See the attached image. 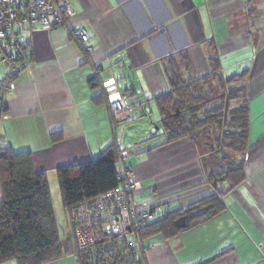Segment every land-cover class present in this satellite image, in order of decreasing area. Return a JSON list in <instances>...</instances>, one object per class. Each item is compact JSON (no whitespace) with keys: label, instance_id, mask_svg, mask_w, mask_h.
<instances>
[{"label":"crops","instance_id":"1","mask_svg":"<svg viewBox=\"0 0 264 264\" xmlns=\"http://www.w3.org/2000/svg\"><path fill=\"white\" fill-rule=\"evenodd\" d=\"M70 2L76 15L69 25L23 33L29 62L6 95L0 148L29 151L35 169L44 171L50 183L58 179L62 165L95 158L113 142L125 148L107 87L116 83L130 103L134 96L146 106L170 90L165 62L173 57L179 61L181 53L189 56L197 78L211 75L213 58L226 75L247 70L245 180L225 191V209L218 215L171 238L156 234L146 239L144 264H254L263 259L264 0ZM71 26L86 28L91 53L71 34ZM7 70L0 63V81ZM102 92L103 101H96ZM54 134L60 139L54 141ZM166 139L154 140L141 148V156L129 154L126 160L132 179L144 185L134 194L141 208L184 207L211 191L200 142L183 138L162 144ZM222 183L219 189H225ZM68 233L62 239L64 256L46 264H77Z\"/></svg>","mask_w":264,"mask_h":264},{"label":"trees","instance_id":"2","mask_svg":"<svg viewBox=\"0 0 264 264\" xmlns=\"http://www.w3.org/2000/svg\"><path fill=\"white\" fill-rule=\"evenodd\" d=\"M24 49V65L27 66L28 43L24 44ZM179 59L166 60L170 90L156 97L162 116V133L167 136L162 144L183 138L200 142L211 191L184 207L152 206H161V214L136 229L140 247L135 252L121 239L107 240L88 251H79L72 234L77 264H105L106 261L109 264H144L143 242L146 239L156 234L171 238L218 215L225 209L222 199L225 191L246 178L245 155L250 133L247 70L226 75L220 72L219 60L213 58L211 75L197 78L189 56L181 53ZM209 84L212 85L210 89ZM102 95L103 92L95 100L102 102ZM134 104L130 103L131 106ZM60 137L54 134L53 140ZM123 149L113 142L95 158L57 168L63 204L68 211L79 203L120 187ZM222 181H226L225 189L217 187ZM0 182V264H46L64 256L49 181L44 171L35 169L31 153L0 148ZM183 215L187 222L185 228L176 224Z\"/></svg>","mask_w":264,"mask_h":264},{"label":"built area","instance_id":"3","mask_svg":"<svg viewBox=\"0 0 264 264\" xmlns=\"http://www.w3.org/2000/svg\"><path fill=\"white\" fill-rule=\"evenodd\" d=\"M75 15L70 0H0V63L8 69L0 81V122L5 113L6 95L14 90V79L25 67L23 33L69 25ZM71 31L85 52L91 53L93 46L86 28L72 27ZM96 68L98 72L101 69L99 65ZM107 88L114 121H129L132 118L129 99L118 90L116 83ZM128 157L129 152L124 148L120 156L123 178L120 187L69 209L71 231L79 251H88L107 240L121 239L135 252L140 247L136 229L161 214V206L141 208L134 202V194L142 184L131 179L133 169L126 164ZM254 264H264V258Z\"/></svg>","mask_w":264,"mask_h":264},{"label":"rangeland","instance_id":"4","mask_svg":"<svg viewBox=\"0 0 264 264\" xmlns=\"http://www.w3.org/2000/svg\"><path fill=\"white\" fill-rule=\"evenodd\" d=\"M214 83L215 85H217L216 82ZM209 86L212 85H207V87ZM210 88L211 87H209V89ZM213 93L216 94V92ZM137 100L138 98L134 96L131 97V102L135 103L134 106H132V118L129 121L121 122L118 126V132L122 146L128 150L130 157L132 158L141 156V148L146 149V146L153 144L154 140H157L155 142H158L160 138L166 139V135L162 133L163 128L162 124L160 123L161 113L159 110V104L156 99L147 102L146 106L144 105V103H142L143 105H140L139 103H137ZM123 133L125 134L124 141H122ZM133 173L134 172H132V174L130 175L131 179L133 177ZM144 182L146 183L147 181ZM221 183L222 182H219L218 184ZM49 185L52 194L59 233L62 239L67 236L70 237L68 233V230L71 231L70 214L67 208L64 207L58 179H50ZM143 186L144 185L142 184L141 188H143ZM168 206L169 205L167 204L163 205L164 208H168Z\"/></svg>","mask_w":264,"mask_h":264},{"label":"water","instance_id":"5","mask_svg":"<svg viewBox=\"0 0 264 264\" xmlns=\"http://www.w3.org/2000/svg\"><path fill=\"white\" fill-rule=\"evenodd\" d=\"M158 128V127H157ZM176 224L181 227V228H185L187 226V222H186V216H180L177 221Z\"/></svg>","mask_w":264,"mask_h":264}]
</instances>
